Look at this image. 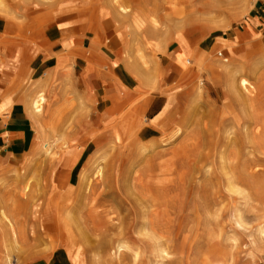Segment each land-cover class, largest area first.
I'll use <instances>...</instances> for the list:
<instances>
[{
	"label": "rangeland",
	"instance_id": "obj_1",
	"mask_svg": "<svg viewBox=\"0 0 264 264\" xmlns=\"http://www.w3.org/2000/svg\"><path fill=\"white\" fill-rule=\"evenodd\" d=\"M28 1L0 0V18L12 19L19 32L28 34L33 25L17 19V8L28 9L26 15L19 12L28 18L53 11L51 25L64 21L59 13L67 8L73 24L81 17L79 22L97 37L92 43L104 44L100 32L107 30L105 49L114 52L116 63L137 36L133 18L116 16L119 6L143 12L155 24L137 37L154 80L152 71L159 68L162 89L159 108H145L125 136L118 131L129 111L113 115L116 122L109 118L112 109L97 120V109L92 118L89 109V118L82 120L68 111L56 122L58 133L47 150L37 137L34 151L13 161L18 166L14 180L0 185V256H7L1 237L12 225L20 234L17 243L7 238L9 264H264V0H120L117 5L54 0L43 9L36 0ZM104 5L110 15H104ZM201 26L206 31L192 46L184 34ZM124 31L128 36L119 35ZM90 37L85 33V43ZM225 46L235 53L227 54ZM196 57L205 58V71L198 70ZM228 59L243 65L237 77L254 86L252 93L241 91L255 101L252 109L227 92V77L217 66ZM191 70L183 83L181 76ZM157 109L163 111L158 131L146 132ZM78 125L84 136H78L83 138L78 148L56 143L65 133L75 134ZM119 245L127 249L116 255Z\"/></svg>",
	"mask_w": 264,
	"mask_h": 264
},
{
	"label": "crops",
	"instance_id": "obj_2",
	"mask_svg": "<svg viewBox=\"0 0 264 264\" xmlns=\"http://www.w3.org/2000/svg\"><path fill=\"white\" fill-rule=\"evenodd\" d=\"M39 7L43 9L44 5ZM25 9V7L21 8L23 14L28 11ZM17 10L14 12L18 15L17 19H28L33 25V31L23 34L18 31L17 27L20 29L18 24L14 25L7 18H0V185L3 180H14L13 174L18 166L14 165L13 161H23L34 151L39 136L35 123L38 121L45 126L48 121H52V113L57 108L60 109L61 115L68 111L71 114H79L75 120H82L81 118L85 116L89 118V109L92 113L91 118L93 111L98 110L96 120L110 109L113 110L110 119L113 115L117 117L120 113L129 111L130 113L128 112L123 120L131 123L134 118L141 119L145 108L146 112L151 110L152 105L159 108V92L162 89L159 83V68L152 71L156 82L154 89L146 90L128 70L124 56L118 63L115 62L114 52L108 53L105 49L107 48L105 39L108 35L105 28L103 31L101 28L98 29L105 38L104 44H94L92 39L97 37L88 30L87 23H80L81 17H76L73 24L72 18L67 17V8L62 9L66 14L59 13L64 17V21L54 25H51L53 19V15L50 16L51 11L43 10L39 15L28 18L20 17L21 10L19 11L18 8ZM115 19L120 23L119 17ZM77 22L81 25L79 26ZM43 24H49L50 27H41ZM85 33L91 36L89 44L85 43ZM128 34L129 31H124L119 35L128 36ZM183 43L186 42L183 40ZM118 48L119 46L116 45L114 51ZM102 60L104 64H101ZM158 60L159 52L157 64H159ZM117 70L124 79L119 77ZM112 74L116 75L114 81L111 78ZM42 91L48 100L47 109L42 118H36L32 103ZM137 102L139 105L132 109ZM99 104H105L101 112L98 109ZM163 111L159 113L157 109L150 120L151 126L145 129L146 132L151 131L152 127L154 131H158L157 127ZM115 117L112 122H116ZM107 119L106 117L104 120ZM79 128L81 127L78 125L77 129ZM80 130L72 135L65 133L69 146L78 148L83 142L84 136L79 133ZM91 133H93L92 129L87 135H92Z\"/></svg>",
	"mask_w": 264,
	"mask_h": 264
},
{
	"label": "bare ground",
	"instance_id": "obj_3",
	"mask_svg": "<svg viewBox=\"0 0 264 264\" xmlns=\"http://www.w3.org/2000/svg\"><path fill=\"white\" fill-rule=\"evenodd\" d=\"M19 1H21L23 4H29L28 2V0H19ZM54 2V0H36V3H37V6L39 7V5H45V4H47L48 2ZM134 1V0H133ZM81 2V1H80ZM112 2H114L115 4L117 3H120V0H112ZM53 5L55 4V2L54 3H52ZM116 4V5H117ZM3 5V4H2ZM52 5V6H53ZM103 5V4H102ZM104 8H105V10H106V13L107 14H104V15H110V12L108 11V9L106 8V6L104 5L103 6ZM115 7V6H114ZM45 8V7H44ZM8 10V9H7ZM93 11V10H92ZM5 12V11H4ZM12 12V11H11ZM98 12V11H97ZM53 11H51V13H50V16H52L53 15ZM96 13V12H95ZM117 13H119L118 15L116 14V16H120L121 18H123V19H126V18H133V29H134V32L136 33L137 32V36L139 35V33L144 29V27L146 26V25H148V24H151V23H153V21L151 20V18H147L146 17V15L143 13V12H141V13H138V12H134V11H132V9H127V8H124V7H122L121 5L119 6V8H118V12ZM8 14V13H7ZM115 14V13H114ZM176 14L177 15H180L178 12H176ZM10 16H13V15H10ZM2 17H4V16H2ZM18 17V16H17ZM92 17H97V16H93L92 15ZM115 17V16H114ZM16 18V17H15ZM53 18V17H52ZM118 18V17H117ZM121 18H119V19H121ZM5 19V18H4ZM36 19V18H35ZM97 19V18H96ZM12 20V19H11ZM10 20V21H11ZM53 20V19H52ZM7 21V20H6ZM13 21H15L14 19H13ZM49 21V20H48ZM7 23V22H6ZM17 23V22H16ZM19 23V22H18ZM36 23V22H35ZM153 24H155V23H153ZM17 25V24H16ZM17 26H19V25H17ZM16 26V27H17ZM160 26H162V25H160ZM5 27V26H4ZM10 28H11V26H10ZM18 28V30H19V27H17ZM13 30V29H12ZM205 31H206V29L204 28V27H191V28H188L187 30H186V32H185V36L188 38V40L190 41V43H191V45L193 46V44H195L194 43V40H195V37L196 36H203V34L205 33ZM13 32V31H12ZM11 33V32H10ZM135 37V41H134V43L133 44H130V46L128 45L127 46V48L125 49V51H126V55H125V57H124V59H125V61H126V66L129 68L128 70L139 80V82H140V84H142L143 86H145V87H147V88H150V89H154V87H155V80L153 79V77H152V75H151V72H150V66H149V61H148V59H147V57L143 54V52H142V48H141V45H140V41H139V37ZM7 38V37H6ZM96 42V41H95ZM243 42V41H242ZM234 43V42H233ZM226 44V43H225ZM235 44V43H234ZM260 44V43H259ZM158 46H159V51H162L163 52V50L162 49H160V47H161V44L160 43H158ZM157 46V47H158ZM237 46V45H236ZM259 48L258 46H255V45H253L252 46V48H254V49H257V48ZM225 48V50L227 51V54L229 53V54H232V53H235V49L233 48V47H227V46H225L224 47ZM238 48V47H237ZM125 51L123 52V53H125ZM244 50L243 49H241V51L239 52V53H241V52H243ZM135 53H137L136 55H134ZM201 54V53H200ZM206 54V53H205ZM226 54V55H227ZM223 56V55H222ZM245 56V55H244ZM243 56V57H244ZM119 57H120V55H119ZM195 60H196V64H197V66H198V70H201V71H205V63H206V60H205V58L204 57H202V59L201 58H195ZM231 62V61H230ZM224 63H227V64H224ZM214 64V63H213ZM212 64V65H213ZM209 65H211V64H209ZM218 65V64H217ZM240 64H236L235 62H231V63H229V59L227 60V61H223V63H219V66H217V68H219V69H221L222 70V72H220L221 74L220 75H224V76H226L227 77V81H228V84H227V87H226V89H227V92L228 93H232V94H234V96L235 97H237L238 99H239V102H240V104L241 105H245V106H249V108L250 107H252V106H254V103H255V101H253L252 99H250V98H246L245 96H243V95H241V91H242V89H244V91L245 92H250L251 91V93H252V90L254 89V86L251 84V82L250 81H248L247 79H245V78H241V79H239L238 77H237V75H238V73L240 72L241 73V71H243V69H244V67H243V65H241V66H239ZM26 66V65H25ZM209 67H211V66H209ZM214 67H212L211 69H213ZM252 68V67H251ZM216 69V68H215ZM200 71V72H201ZM187 73V72H186ZM210 73H212V74H214V72H210ZM192 74H193V71L191 70V71H189V73H187V74H184L183 76H181L182 77V82L183 83H185V80H187V79H189V77H191L192 76ZM200 73H198V75H199ZM258 75V74H257ZM193 76H195V75H193ZM198 78V77H197ZM64 80V79H63ZM62 80V81H63ZM190 81V80H189ZM40 83V82H39ZM63 83V82H62ZM61 83V84H62ZM191 83V82H190ZM64 85V84H63ZM66 85V84H65ZM201 86V85H200ZM62 87V86H61ZM187 87V86H186ZM251 89V90H250ZM62 90V89H61ZM254 91V90H253ZM39 92H41V91H39ZM67 92V91H66ZM44 92L42 91V93L41 94H39V95H37V98L35 99V101L32 103V101H31V103H32V108H33V111H34V116H36V118H42V115L44 114V112H45V110H46V106H47V103H48V100H47V98H46V96L43 94ZM38 94V93H37ZM227 95H229V94H227ZM226 95V96H227ZM62 96H63V94H62ZM231 97H232V95H231ZM230 97V98H231ZM31 98V97H30ZM32 100V99H31ZM59 102V101H58ZM61 104V103H60ZM30 106V105H29ZM240 106V105H239ZM31 108V107H30ZM31 108V109H32ZM56 108V107H55ZM54 108V109H55ZM246 108V107H245ZM244 108V109H245ZM247 108L249 111H251L250 109H252V108ZM30 109V110H31ZM63 109V108H62ZM59 108H57L56 110H54L53 111V113H52V121H49V122H47L46 124H45V126L43 125V124H40L38 121L35 123L36 124V126H37V132H38V134H39V136H38V134H37V136H38V141H39V143H41V144H43V147H44V149H48V147H49V141H50V139H51V136H53V137H56V135H57V125H56V122H58L59 121V119H60V116H61V114H60V112H59ZM253 110H255L254 108H253ZM252 110V111H253ZM32 111V110H31ZM229 111V110H228ZM245 112H246V110H244ZM62 113H63V111H61ZM132 114V113H131ZM247 114V113H246ZM133 115V114H132ZM32 117H33V113H32ZM31 117V118H32ZM62 117V116H61ZM36 118H35V120H36ZM247 118H248V114H247ZM39 120H41V119H39ZM43 121V120H42ZM41 122V121H40ZM34 124V125H35ZM61 124V123H60ZM35 126V127H36ZM128 127H130V124H129V122L128 121H125L124 123H122L121 125H120V128L119 129H121V131H118V133H120L122 136H125V134L127 135V134H129L131 131H130V129L128 128ZM244 127H246V126H244ZM249 127H250V125H249ZM230 128V127H229ZM246 128H248V126L246 127ZM264 128V127H263ZM249 129V128H248ZM248 129H245V130H247L248 131ZM132 130V129H131ZM250 130V129H249ZM259 130V129H258ZM46 131H48V132H46ZM261 131H263L262 129L260 130V132ZM246 132V131H245ZM256 132V131H255ZM259 132V131H258ZM259 132V133H260ZM116 133V132H115ZM248 133V132H247ZM257 133V132H256ZM255 133V134H256ZM258 135V134H257ZM260 135V134H259ZM258 135V136H259ZM61 143L62 144V147L65 149V148H70L71 146H69L68 145V143L66 142V138H63V137H59V138H57V140H56V143ZM255 143V142H254ZM260 144H261V142H260ZM263 144V143H262ZM264 145V144H263ZM37 148H38V146H37ZM36 148V149H37ZM35 152H36V150H35ZM248 153V152H247ZM263 153V152H262ZM100 172V171H99ZM99 174V173H98ZM225 177V176H224ZM95 179V178H94ZM231 179V178H230ZM136 184V183H135ZM140 185V184H139ZM136 186V185H135ZM134 187V186H133ZM137 187V186H136ZM231 188V187H230ZM121 196V195H120ZM112 200V199H111ZM109 203V202H108ZM112 205V204H111ZM260 206H262V205H260ZM1 207V206H0ZM264 207V206H263ZM2 209V208H1ZM256 209H258V208H256ZM4 214V213H3ZM2 214V215H3ZM62 214V213H61ZM239 215V214H238ZM4 216H5V214H4ZM6 217V216H5ZM84 217V216H83ZM7 219H8V215H7ZM13 219V218H12ZM1 220H2V218H1ZM110 220V219H109ZM112 220V219H111ZM217 220V219H216ZM242 220V219H241ZM3 221V220H2ZM1 221V222H2ZM10 221H11V219H10ZM108 221V220H107ZM241 222V221H240ZM106 223H110V222H106ZM105 222H104V224H106ZM2 224V223H1ZM14 225V224H13ZM145 225V224H144ZM4 226H6V225H4ZM9 226V225H8ZM11 226V228H10V233L8 234V236L7 235H4V237H1V241H2V245H3V247L5 248V251H6V254H7V256H6V258L5 257H3V256H0V264H9L7 261H8V258H9V252H8V248H7V246L5 245L6 244V241H7V238L9 239L8 241H11L12 243H17L18 242V235L17 234H20L19 233V231H17L16 232V229H13V226L12 225H10ZM9 226V227H10ZM104 227H105V225H103ZM0 227H2V226H0ZM46 227V226H45ZM49 227V226H48ZM48 227H47V229H48ZM109 227V226H108ZM107 227V229L106 230H108L109 228ZM3 228V227H2ZM16 228V227H15ZM22 228V227H21ZM147 228V227H146ZM7 229V228H6ZM56 229V228H55ZM143 229H145V228H143ZM149 229V228H148ZM152 229V228H151ZM191 229V228H190ZM59 230H60V228H59ZM105 230V231H106ZM149 231V230H148ZM152 231H150V233H151ZM185 232V231H184ZM212 232V231H211ZM107 234L109 233V231L108 232H106ZM105 233V234H106ZM262 233H264V230L262 231ZM60 234H63L62 233V230H60ZM147 234V233H146ZM152 234V233H151ZM220 234V233H219ZM145 235V234H144ZM160 235V234H159ZM263 235V234H262ZM103 236H105L104 234H103ZM162 235H160V237H161ZM215 236V235H214ZM163 237V236H162ZM263 237V236H262ZM22 238V237H21ZM164 238V240L163 241H165V236L163 237ZM253 238H254V236H253ZM252 238V239H253ZM63 239H64V237H63ZM66 239V238H65ZM214 239V238H213ZM63 241V240H62ZM150 241V240H149ZM161 241V240H160ZM109 243V242H108ZM117 243V242H116ZM118 243H120V241L118 242ZM117 243V244H118ZM121 243H122V241H121ZM154 243V242H153ZM157 243V242H156ZM155 243V244H156ZM159 243V242H158ZM162 243V242H161ZM254 243V242H253ZM108 246H110V245H108ZM113 246V245H112ZM117 246V245H116ZM125 246V245H124ZM123 245H119L118 247H117V252H115L116 253V255H117V253H118V251L120 252L122 249H124L125 247H124ZM162 246H164V244L162 245ZM2 247V246H1ZM19 247V246H18ZM114 247H115V244H114ZM156 247V246H155ZM157 247H160V246H157ZM156 247V248H157ZM169 247V246H168ZM164 248V247H163ZM107 249V248H106ZM125 249H127V248H125ZM110 249L108 248V251H109ZM158 250V249H157ZM165 250V249H164ZM162 251L163 252V254L165 253V251ZM159 251V250H158ZM110 252V251H109ZM114 252V251H113ZM112 252V253H113ZM158 253V252H157ZM161 253V252H160ZM217 253V252H216ZM3 254V253H2ZM70 254V253H69ZM169 253H167V255H168ZM159 255V254H158ZM167 255H164V257L165 256H167ZM170 255V254H169ZM131 256V255H130ZM33 257V256H32ZM220 256H218V258H219ZM162 258V257H161ZM161 258H160V260H161ZM165 258H167V257H165ZM215 258V257H214ZM213 258V259H214ZM217 258V257H216ZM215 258V259H216ZM212 259V260H213ZM218 261V260H217ZM222 262V261H221ZM220 264V263H219Z\"/></svg>",
	"mask_w": 264,
	"mask_h": 264
}]
</instances>
